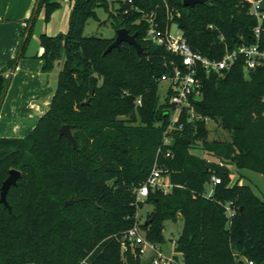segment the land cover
<instances>
[{"label": "trees", "instance_id": "1", "mask_svg": "<svg viewBox=\"0 0 264 264\" xmlns=\"http://www.w3.org/2000/svg\"><path fill=\"white\" fill-rule=\"evenodd\" d=\"M71 1L69 30L41 34L43 50L35 55L45 72L58 67L49 107L26 136L0 138V198L10 169L21 172L7 195L13 211L0 203V264H147L133 247L123 252L122 243L145 202L153 210L141 227L154 243H168L167 221L184 220L176 251L185 264H264V198L240 180L233 183L230 169L264 174V65L246 72L240 55L222 73L200 67L202 96L191 99L196 115L185 109L177 122L183 129L173 130L165 145L175 106L172 90L163 102L159 87L180 59L146 40L147 16L154 12L160 27L175 21L195 51L220 60L227 49L257 41L250 1ZM99 6L116 30L137 33L141 56L127 42L105 54L115 37L85 34ZM60 7L61 0H38L21 52L0 71V106L7 72L25 56L40 11L49 22ZM260 43L264 50V19ZM206 118L229 139L211 140ZM65 124L73 125L78 148L59 135ZM156 165L173 187L151 189L138 201L136 189ZM214 176L221 183L214 184ZM70 199L81 200L66 205Z\"/></svg>", "mask_w": 264, "mask_h": 264}, {"label": "built area", "instance_id": "2", "mask_svg": "<svg viewBox=\"0 0 264 264\" xmlns=\"http://www.w3.org/2000/svg\"><path fill=\"white\" fill-rule=\"evenodd\" d=\"M124 1H128L129 3L133 2V0ZM249 1L251 4L250 13L254 15L258 21V24L253 29L257 41L253 44L245 43L232 50L227 49L225 55L220 60H211L199 51H195L182 32H177L175 34L171 32L170 23L164 28L160 27L154 12L147 16V20L150 22V28L148 29L146 40L155 45L164 46L168 51L175 54L180 59L179 64L172 63L173 67L170 73H165L161 77V82L168 83L169 90H172L170 102L175 106V110L171 116V122L165 133V145L171 143V132L173 130L183 129V124L177 125V122L185 109L190 118H194L196 115L191 99H200L202 96V84L198 77L200 67L206 69L207 72L222 73V71L227 69L240 55L245 58L246 72L264 65V50L261 49L260 43L262 21L264 19V11L262 10L264 0ZM178 15H180V13H178ZM169 17L173 18L170 12ZM205 120L207 122L209 121L208 118ZM170 155L171 152L169 151L167 156ZM212 180L214 184L221 183L220 177L214 176ZM172 187L173 185L164 174V170L156 165L148 179L136 189L137 200L145 201L151 189H162L168 192ZM231 205L232 202L226 206L229 216L234 214ZM122 241L123 252L128 251L129 247H133L140 257H150L147 264H185L182 255L176 251V239H172L171 245L173 253L172 255H168L170 244L168 243V249L164 252L162 244L154 243L147 238L138 219L132 228L124 232ZM249 264H254V262L249 261Z\"/></svg>", "mask_w": 264, "mask_h": 264}, {"label": "crops", "instance_id": "3", "mask_svg": "<svg viewBox=\"0 0 264 264\" xmlns=\"http://www.w3.org/2000/svg\"><path fill=\"white\" fill-rule=\"evenodd\" d=\"M61 1L60 9L53 13L50 22H46L45 14L38 17V30L33 32L34 38L31 37L33 43L32 40L29 42L25 56L7 72L9 84L0 106V138L26 136L35 128L56 92L58 72L56 69L45 72L44 61L35 55H40L43 50L41 34L56 36L69 30L73 2ZM37 3L38 0H0V71L21 52L23 33ZM52 20L55 25L51 27ZM59 26L61 29L55 31Z\"/></svg>", "mask_w": 264, "mask_h": 264}, {"label": "rangeland", "instance_id": "4", "mask_svg": "<svg viewBox=\"0 0 264 264\" xmlns=\"http://www.w3.org/2000/svg\"><path fill=\"white\" fill-rule=\"evenodd\" d=\"M109 2L111 3V0H109ZM61 4H62V1H61ZM44 14H45V9H42L40 11L38 17L41 15H44ZM96 14H97V18L89 19V21L86 25V28H85V34L88 36H99V37H105V38L116 37L117 30L114 28L111 21L109 20L110 13L106 10V8L103 6L97 7L96 8ZM38 19L36 21L34 32H35V30H38V27H39V25L37 24L39 21ZM53 23H54V20L51 21V27L55 25ZM60 29L61 28L59 26L58 29H54V30L59 31ZM64 29H65V27H64ZM66 32L67 31H64V33H66ZM171 32L173 34H175L177 32H181L175 21H172V23H171ZM34 35H35V33H33L32 38H34ZM31 40L33 43V39H31ZM31 40H30V42H31ZM55 69L58 72V67H56ZM168 92H169V84L166 82H161L160 87H159V93L161 96V100L163 102L165 101V98H166ZM207 126L211 130V132H210V139L211 140H213V139H220V140L229 139L228 133L225 132L223 129H221L213 121H208ZM196 153H198L200 155H205V153L201 150H197ZM230 169H231V173H232L233 183L236 182L237 180H242L243 183H241V184L250 185L253 188V190L255 191V193L260 198H264V174L259 173V172H255L252 170H248V169H238L236 165H231ZM205 188H206V195H209L211 188H212L211 184L207 183ZM144 204H145L144 207L139 209L137 212V215H136V221L138 219L139 223L144 222L147 219L148 214L150 212H152V210H153V206L151 204H148L147 202H145ZM12 211H13V209H12ZM183 227H184V220L183 219H178V221H176V222L167 221L165 223L164 233H165V236L167 238L168 243L170 244L168 255H172V253H173L172 245H171L172 239L177 240L180 237L182 230H183ZM149 259H150L149 256L148 257H142L143 261H148Z\"/></svg>", "mask_w": 264, "mask_h": 264}, {"label": "water", "instance_id": "5", "mask_svg": "<svg viewBox=\"0 0 264 264\" xmlns=\"http://www.w3.org/2000/svg\"><path fill=\"white\" fill-rule=\"evenodd\" d=\"M208 0H183L184 5L186 6H194L199 3H204ZM37 12V7L35 9V13ZM123 42H127L134 46L138 52V54L141 56L143 51L145 50V47H143L138 41H137V33L131 34L129 30L125 27L117 29V35L114 39V41L108 46V48L105 51V54L113 50L114 48H120L121 44ZM88 102H85L84 104H87ZM73 125L71 124H65L60 129V136H65L68 138L70 143L73 145L74 148H78V143L75 139V136L73 134ZM21 177V172L17 169H10L9 176L5 179L3 182V185L1 187V198L0 203H3L11 212L12 207L9 204V201L7 199L8 192L10 188L13 185L17 184L18 179ZM81 199H70L65 202L66 205L74 204L77 201H80ZM168 243L162 244V249L164 252L168 249Z\"/></svg>", "mask_w": 264, "mask_h": 264}]
</instances>
